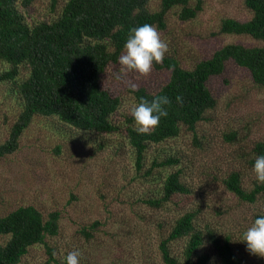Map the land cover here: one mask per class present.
Wrapping results in <instances>:
<instances>
[{
	"label": "rangeland",
	"instance_id": "374dc122",
	"mask_svg": "<svg viewBox=\"0 0 264 264\" xmlns=\"http://www.w3.org/2000/svg\"><path fill=\"white\" fill-rule=\"evenodd\" d=\"M50 1L34 0L24 12L26 21L51 20L67 0H56L55 8ZM196 4L201 11L194 19L181 21L175 8L165 19V29H157L169 47L164 58L173 57L181 67L191 69L228 44L261 45L249 36L219 33L226 18L240 22L251 18L242 0L190 2L191 7ZM150 7L157 9L158 2L153 1ZM6 67L0 64V74ZM118 73L119 63L110 64L101 82L120 98L113 116L120 131L100 136L67 127L51 117L36 116L21 136L18 150L0 159V216L27 205L44 216L60 212L58 234L46 238L43 245L30 247L20 264H65L66 255L75 249L82 253L80 264H164L159 242L175 219L187 212L196 213L200 230L230 237L245 264H264V257L249 253L241 242L253 217L264 215V196L258 195L253 203L244 202L224 184L235 172L246 193L264 185L252 172L253 147L264 142V89L253 83L246 70L227 64L220 76L209 81L216 106L196 124L194 133L182 129L177 138L148 146L138 172L123 130L124 116L130 115L129 108L135 104L130 91L145 87L156 92L169 72L153 65L147 77L129 72L117 79ZM27 74L20 66V78ZM21 109L15 88L9 81L0 82L1 143ZM168 156L179 160L176 168L152 167L146 175L153 161L162 162ZM176 169L181 170L189 193L175 196L163 208L146 205V200L161 196L163 180ZM183 245L184 240L170 244L177 260L182 259ZM204 253L212 257L209 250Z\"/></svg>",
	"mask_w": 264,
	"mask_h": 264
},
{
	"label": "trees",
	"instance_id": "16d2710c",
	"mask_svg": "<svg viewBox=\"0 0 264 264\" xmlns=\"http://www.w3.org/2000/svg\"><path fill=\"white\" fill-rule=\"evenodd\" d=\"M153 1L158 2V7L151 10ZM191 1L67 0L56 17L29 23L24 12L34 0H0V64L7 66L0 74V82L9 81L22 101V109L7 138L0 142V159L18 150L21 136L36 116L51 117L67 127L100 136L120 131L113 119L120 98L103 86L102 75L110 64L118 63L131 28L149 23L164 30L165 19L175 8L179 9L177 17L181 21H190L201 11L200 4L191 7ZM50 2L55 8L56 0ZM242 2L251 18L245 22L226 18L219 33L249 36L260 46L228 44L209 58L199 60L191 69L181 67L175 58L168 56L162 63H153L169 72L165 84L156 92L145 87L130 91L135 103L140 98L151 101L155 96H167L170 100V104L163 106L167 116L161 117L159 125L149 134L138 133L131 115L124 116L123 130L134 152L138 172L142 170L148 146L177 138L182 129L194 133L196 124L216 106L209 81L220 76L227 64L246 70L253 83L264 89V0ZM20 66L28 71L23 79L19 76ZM177 96L183 98L182 104L177 103ZM253 152L255 156L264 154V142L256 143ZM178 164L179 160L173 156L162 162L153 161L146 175L155 167L176 168ZM224 184L244 202L253 203L258 195L264 196V185L246 193L240 175L235 172L228 175ZM160 193L159 198L144 203L163 208L175 196L189 193L180 169L166 175ZM261 215H255L253 221ZM195 219V212L178 216L160 240L164 264H208L211 259L215 264H245L230 237L209 229L200 230ZM59 220V211L44 216L31 205L0 216V264H20L30 247L43 245L46 238L58 234ZM181 240H184L182 259L177 260L171 254L170 244ZM206 250L212 257L204 253ZM47 252L52 259V251Z\"/></svg>",
	"mask_w": 264,
	"mask_h": 264
},
{
	"label": "clouds",
	"instance_id": "9594fccd",
	"mask_svg": "<svg viewBox=\"0 0 264 264\" xmlns=\"http://www.w3.org/2000/svg\"><path fill=\"white\" fill-rule=\"evenodd\" d=\"M124 51L118 63L121 74L135 72L139 76L147 77L151 74L153 63H162L165 54L169 51L168 43L162 38L154 25L145 23L131 28L124 44ZM177 103L182 104L183 98L176 97ZM170 104L167 96H155L151 101L140 98L138 103L129 108V114L134 120L136 130L140 134H149L160 123L161 117L167 116L163 107ZM252 172L257 182L264 183V154L254 158ZM249 253L264 257V215L258 216L242 233V240ZM81 251L79 249L68 252L65 264H80Z\"/></svg>",
	"mask_w": 264,
	"mask_h": 264
}]
</instances>
